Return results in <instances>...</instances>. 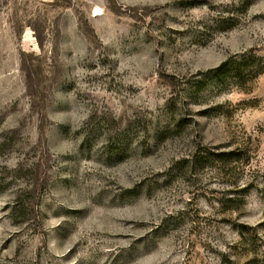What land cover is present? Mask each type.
I'll return each mask as SVG.
<instances>
[{"label":"rangeland","instance_id":"rangeland-1","mask_svg":"<svg viewBox=\"0 0 264 264\" xmlns=\"http://www.w3.org/2000/svg\"><path fill=\"white\" fill-rule=\"evenodd\" d=\"M0 264H264V0H0Z\"/></svg>","mask_w":264,"mask_h":264},{"label":"trees","instance_id":"trees-1","mask_svg":"<svg viewBox=\"0 0 264 264\" xmlns=\"http://www.w3.org/2000/svg\"><path fill=\"white\" fill-rule=\"evenodd\" d=\"M236 71L240 72V69L236 68ZM225 156L229 157V160L232 161L233 163H238L241 160L240 157H239V153L236 150L235 151H230L228 153H222V154L216 155V156L213 157V160H217L218 162H223V164H225V160L226 159L223 158ZM208 159H209V155L208 154H206V155H200L199 154V155L190 156V158H184L180 162L191 163L194 168H197V167H202L203 168V167H207L208 165H210V166L213 165V164H209V163H204ZM223 166H225V165H223ZM242 191H245V190L242 189ZM244 198H245V196L243 195L242 197H238V198H235V197L232 198L231 197L229 199H224V200L220 199L218 201V203L221 204L222 208H224V209H225V207H229L230 210H235L236 211V210H238L239 207H234V206H236V204L239 201H243ZM240 236L243 237L242 233H241ZM256 261H257V259H256V257H254L252 262L256 263Z\"/></svg>","mask_w":264,"mask_h":264}]
</instances>
